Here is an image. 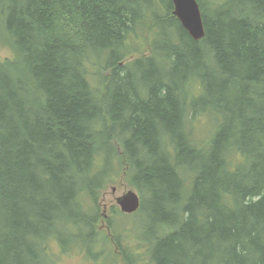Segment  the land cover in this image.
I'll return each mask as SVG.
<instances>
[{"label": "trees", "instance_id": "obj_1", "mask_svg": "<svg viewBox=\"0 0 264 264\" xmlns=\"http://www.w3.org/2000/svg\"><path fill=\"white\" fill-rule=\"evenodd\" d=\"M197 1L200 40L171 0H0V131L23 128L0 137V264H54V243L122 264H264V0ZM208 93L223 106L196 109ZM38 143L56 158L42 183L69 169L78 187L52 223L13 157ZM117 178L141 205L107 234L98 203Z\"/></svg>", "mask_w": 264, "mask_h": 264}, {"label": "bare ground", "instance_id": "obj_2", "mask_svg": "<svg viewBox=\"0 0 264 264\" xmlns=\"http://www.w3.org/2000/svg\"><path fill=\"white\" fill-rule=\"evenodd\" d=\"M77 49L78 48L75 49V52L77 51ZM80 53L82 52L79 51L77 55ZM81 89H82V85H81ZM222 106L223 105L220 96H217L212 93L210 94L208 93L206 99L202 101L201 104L197 103L194 107L196 109L197 108L201 109L206 107L219 109ZM13 120H16L18 123L15 125ZM19 121H21L20 117L14 115V117L13 118L10 117V120H8L7 122L1 123V128L3 129V131H0V137L4 136L6 133L7 134L10 133L13 130V128H16L17 131H22L23 130L22 124ZM173 138L178 140L181 144H184L185 142L184 141L185 139L180 134H176ZM169 139L170 142L174 141L172 139V136H170ZM47 150L49 151V153L47 152ZM13 157L16 159H18L19 157L21 159V162L24 163L30 162L28 163V167L30 168L29 176L30 177L35 176L33 183L29 185V189H31L30 194L33 197H40L38 199L40 202L36 205V209L40 214L39 215L40 219L48 223H52L58 218L60 212L64 208H66L63 207V205H65V202L68 199L69 200L72 199L78 192V187L75 185L72 179V174L70 173L69 169L59 170L54 168V171L56 173L53 176L52 180L43 184L42 180L39 178L40 173L43 172L42 168L47 163H54L56 158L54 159V156L51 155V152L49 149H47V146L44 148V146L40 145L39 143L31 147L30 145L25 147L20 145V147L14 151ZM31 169L34 170L33 173ZM69 213L70 214L68 216L78 221H82L81 217L78 215V213H76V211H74L73 208H71ZM82 237L83 235L81 233H77L75 238L73 239V242L76 243L80 241Z\"/></svg>", "mask_w": 264, "mask_h": 264}, {"label": "water", "instance_id": "obj_3", "mask_svg": "<svg viewBox=\"0 0 264 264\" xmlns=\"http://www.w3.org/2000/svg\"><path fill=\"white\" fill-rule=\"evenodd\" d=\"M173 4L172 13L177 17L182 27L189 35L198 40L204 36V27L199 5L196 0H171ZM114 191V188L112 189ZM116 203L124 212L130 213L136 210L139 205L137 195L127 190L115 198Z\"/></svg>", "mask_w": 264, "mask_h": 264}, {"label": "rangeland", "instance_id": "obj_4", "mask_svg": "<svg viewBox=\"0 0 264 264\" xmlns=\"http://www.w3.org/2000/svg\"><path fill=\"white\" fill-rule=\"evenodd\" d=\"M11 50L8 46L0 44V60H3L5 56H10ZM108 71H106L107 73ZM103 116H105V113H103ZM213 120V118H211ZM212 126V121H210ZM206 126V125H205ZM204 132V129L202 130ZM116 190L114 192L115 195L120 194L126 187L119 185V178H117V183L115 184ZM104 200L105 208H107L111 203H115L114 197L112 195L111 189H108L101 197ZM124 240L125 242H128L126 237L135 238L136 237V229L134 226H132L130 223L124 225ZM139 232V228H138ZM66 242H69L71 239V234L69 232H65L62 234ZM68 245V243H66ZM54 250H55V257H56V264H111L110 260L106 255L99 256L95 261L87 259L85 255L81 252H78L75 249L70 250L68 253L69 255H65L61 253L60 248L57 246L56 243H54Z\"/></svg>", "mask_w": 264, "mask_h": 264}]
</instances>
